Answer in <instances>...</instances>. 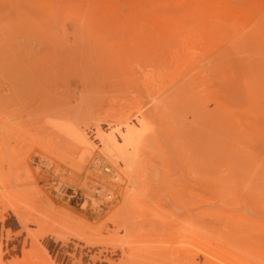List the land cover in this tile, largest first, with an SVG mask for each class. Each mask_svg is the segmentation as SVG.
<instances>
[{
  "label": "rangeland",
  "instance_id": "374dc122",
  "mask_svg": "<svg viewBox=\"0 0 264 264\" xmlns=\"http://www.w3.org/2000/svg\"><path fill=\"white\" fill-rule=\"evenodd\" d=\"M19 40L43 46L49 75L20 84L27 91L18 93L28 94L26 107L34 111L27 117L22 109L23 116L8 123L15 128L10 139L15 154L2 155L0 147V209L33 206L36 216L50 213L53 219L52 213L62 212L74 222L100 229L105 237L119 230L117 236L127 240L126 255L138 249L134 264H155L154 251L175 256L187 247L195 264H205L204 258H211L212 264H242V254L220 242L215 230L200 245L205 257L188 237L178 242L162 230L157 234L151 227L155 217L140 207L130 218L131 226L120 230L114 220L133 186L120 172L122 164L104 153L94 126L100 118L133 120L141 108L159 131L172 165L202 163L200 138L208 135L210 163L263 167L264 0H0V65L1 52L11 51ZM4 94L9 107L21 109L22 99L4 84L0 71V127ZM49 101L65 103L74 112L49 118L43 109ZM202 106L207 117H194L191 109ZM69 123L92 141V152L82 161L86 149L70 141L63 129ZM102 127L107 125L103 122ZM62 139L70 145H61ZM153 154L154 146H146L141 163H159ZM100 160L117 166L120 181L102 169ZM237 189L234 205L244 196ZM246 211L264 220V211ZM69 225L58 224L60 234L69 243L80 242ZM109 242L97 243L95 249L111 251ZM117 253L122 257L120 250Z\"/></svg>",
  "mask_w": 264,
  "mask_h": 264
},
{
  "label": "bare ground",
  "instance_id": "6f19581e",
  "mask_svg": "<svg viewBox=\"0 0 264 264\" xmlns=\"http://www.w3.org/2000/svg\"><path fill=\"white\" fill-rule=\"evenodd\" d=\"M42 48L43 46L37 42L19 40L14 42L11 51L1 52L0 71L2 81L4 84L11 86L15 92V97L17 96L22 99L21 109L19 110L14 107H9L7 96L5 94L3 95L0 127V147L3 151V153L1 152L2 155L8 153L13 158L15 154L10 149V139L13 136L12 129L15 128H11L13 125L10 126L8 123L16 118L22 117V109L25 111L24 116L27 117H30L32 111H34L26 107L29 101L28 94L18 93L20 89L22 91L25 90L24 93L27 91V88L22 85L20 88V84L36 80L43 81L49 75L48 68L46 67V62L49 58L47 57V52ZM165 65L167 66V64ZM43 109L49 118L71 116L74 112L65 103H54L50 101ZM140 109L134 115L133 120L125 119V121L114 123L112 121H106L105 118H100L94 126L95 137L100 140L99 144L103 146L101 148H103L104 153L116 163L120 162L122 164V171L120 170V172L129 178L133 186L130 187L133 190L130 189L132 191L126 197L125 206L116 214L114 222L118 228L123 230V228L127 229L130 227V218L139 209L138 207H140L141 210L150 211L155 217L154 221L151 219V227L157 234L162 230L164 234L167 233L177 238L178 242L181 237H188L189 240H192V246L197 243L199 251L205 257L206 249L200 245L205 244L204 241L206 242L209 232L211 233L212 230H215V234L221 240L220 242L227 244L228 247L242 254L239 262L241 261L242 264H251L250 261L254 260L264 264V220H256L253 216L246 214V210L255 213H262L264 211V165L263 167L261 165L258 167H246L243 165H226L222 161L221 163H218L219 161L213 164L210 163L207 149L209 145L208 135L200 138L204 155V161L202 163H192L186 167L172 165L159 131L149 123L148 115L146 113L144 114ZM199 110L192 108V112H190L194 117H207L208 113L203 106ZM163 113H161V116ZM103 122L107 125L106 128L102 127ZM15 125L16 123H14ZM63 129L72 137L70 141L74 145L77 147L83 146L86 149L80 154L81 161L91 154L90 147L93 144L90 145L89 141L91 140L88 141L89 137L85 133L80 132L79 129L78 131L70 123L68 125L63 124ZM202 130H205L204 126H202ZM59 143L67 147L70 145L67 139H62ZM151 144L154 146L153 155L159 163L155 162L153 164L143 165L140 160L141 151ZM198 146L201 148L200 145ZM219 152H222V150H219ZM223 161L225 163V160ZM104 162L103 164L101 160L99 161L100 166H103L102 169L107 173L113 174L114 178L117 177L115 180L120 181L121 173L116 168L117 166L111 163L107 164V160ZM237 188H240L239 190L244 192V196L241 198V204L234 205L233 203L231 204L233 201L232 196L237 192ZM213 199L220 205H215ZM226 206L230 207L229 210ZM242 207L246 212L241 210ZM31 208L33 206L22 209L19 206L11 205L5 207L4 210L0 209V264L135 263L134 257L138 253V249L136 250L137 252L134 250L130 255H126L127 250H125L124 243L127 240L117 236L119 230L115 234H111V237H105L102 235L100 229H91L86 223L74 222L68 219L62 212L52 213L54 216L53 219L50 213L36 216L31 211ZM41 210L44 211L45 208H41ZM139 212L137 216L141 215ZM52 222H56L57 225H64L68 222L71 229L70 233L80 242H84V245L80 242L69 243L67 238L60 234L59 227L52 224ZM173 226H175L176 230L174 232L172 230L171 232ZM49 236L50 238L52 236L53 239H49ZM59 241H61V244ZM109 241L113 242L111 243V251L108 248L95 249L97 243L104 242L107 244L110 243ZM119 250L121 251L122 257H119V253H117ZM190 252L188 247L179 253L176 252L178 254L175 256H172L169 252L154 251L153 259L155 264H195L193 260L194 255L192 256ZM231 256L233 257V255ZM204 259H206L205 264L212 262H209L211 258L209 260L208 258Z\"/></svg>",
  "mask_w": 264,
  "mask_h": 264
},
{
  "label": "built area",
  "instance_id": "2783aa9c",
  "mask_svg": "<svg viewBox=\"0 0 264 264\" xmlns=\"http://www.w3.org/2000/svg\"><path fill=\"white\" fill-rule=\"evenodd\" d=\"M103 167V166H102Z\"/></svg>",
  "mask_w": 264,
  "mask_h": 264
}]
</instances>
